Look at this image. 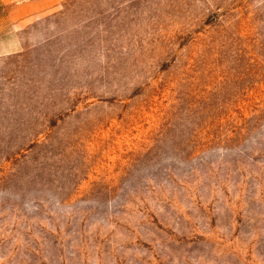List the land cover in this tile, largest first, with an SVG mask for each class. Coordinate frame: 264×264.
<instances>
[{"label":"rangeland","instance_id":"374dc122","mask_svg":"<svg viewBox=\"0 0 264 264\" xmlns=\"http://www.w3.org/2000/svg\"><path fill=\"white\" fill-rule=\"evenodd\" d=\"M0 264H264V0H0Z\"/></svg>","mask_w":264,"mask_h":264}]
</instances>
